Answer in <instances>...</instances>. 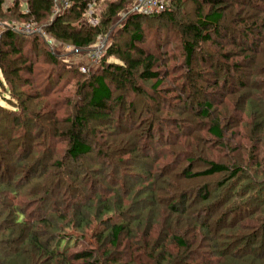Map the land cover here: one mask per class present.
Segmentation results:
<instances>
[{
    "label": "trees",
    "instance_id": "16d2710c",
    "mask_svg": "<svg viewBox=\"0 0 264 264\" xmlns=\"http://www.w3.org/2000/svg\"><path fill=\"white\" fill-rule=\"evenodd\" d=\"M95 1V15L99 19L97 27L82 23L87 6L93 0H69L70 7L57 15L53 22L46 23V32L58 42L70 44L78 50H89L100 35L108 34L110 38L112 32L121 36L126 33L129 43L121 48L117 46L118 42L110 38L105 53L96 65L100 69L91 71V67L89 72L83 73V80L77 83L75 95L78 99L65 98L63 102L57 98L53 102L47 100L46 115L41 114L44 106L37 114L29 113L32 107L30 100L33 98L19 92V87L33 86L36 97L46 98L52 94L53 89L48 87L40 91L36 84L42 73H35V63L29 61L21 45L16 44L18 37L34 38L43 44L44 39L21 35L10 29L0 34V70L16 101L13 102V110L0 105V146L4 152L0 160L5 164L3 167L6 171V175L0 174V217L4 215L8 225L5 228L7 233L0 228L3 233L0 256H4V259L0 258V264H8L10 261L18 264L27 255L23 246L21 249L17 246V242L31 247L36 257L49 259L48 262L60 260L63 264H70L71 259L92 260L93 252L88 251L67 256L68 239L63 237L66 234L60 230L59 224H66L69 220L65 227L76 228L82 233L90 223H104V218L112 214L120 217V221L111 222L110 232L105 238H108L115 250H122L119 259L126 256L129 260L138 258L142 261L139 264H243L240 259L243 257L247 259L244 264H264V218H259L260 222L255 227H237L236 230H241L242 235L221 237L215 235L209 226L208 217L199 221L196 216H190L188 209L192 202L206 204L212 201L210 213L213 209H219L222 217L219 225L228 229L235 226L236 219L242 221V214H249L245 219L251 220L254 218L250 214L258 208L264 211V154L257 152L258 145L263 143L264 147V64H260L257 70V79L262 76L261 79L252 85L243 84L236 75L239 73L241 78L245 67L255 68L258 64L257 57L264 46V41H260L264 36V0H169L164 12L153 16L129 14L114 30V20L132 7L136 0ZM188 1L195 9L194 19L179 24L177 19ZM5 2L0 0V22L4 24L21 21L39 24L43 20L47 21L54 9L53 0H30L27 13L20 0L13 1L8 8H5ZM145 20L155 21L165 29L164 32L166 29L172 31L177 28L181 35L185 53V73L182 75L184 83L174 85L172 81H167L173 87L171 91L175 94L173 99L177 105L171 106V100L166 99L162 95L164 92L160 91L168 78L166 72L162 71L164 64L161 58L137 47L146 39L141 24ZM159 30L162 31L160 27ZM37 40L33 42L35 52L39 47ZM47 56L48 63L55 67L52 75L57 70L61 71L58 75L62 77L64 68L59 63L61 55L50 52ZM112 57L117 62H108ZM200 65L204 69H200ZM78 67L81 71L79 64ZM25 71L34 79L24 80L21 75ZM222 71H226L227 75L221 76ZM44 82L50 87L54 83L52 76H46ZM229 85H237L238 89H228ZM145 86L151 88L152 94L145 90ZM252 88L254 91H251ZM130 91L133 96L150 98L153 95L155 100L164 99L162 102L169 106L166 110L157 102L153 124L145 130L144 137L139 136L143 138L142 144L153 146L163 143L173 156L172 162L161 167L155 177L151 167L155 159L148 152L138 149L139 146H134L133 150L125 154L121 148L123 143L120 144V138L117 139L118 135L124 133L122 126L126 120V108L118 114L116 107L125 103L126 94ZM67 105H70L71 113L61 119L58 112ZM163 113L166 116L160 119ZM186 116L191 121L188 126L183 123ZM42 117L48 120L47 130L43 128L40 133H35L34 120ZM174 122L179 124L180 129L165 136V127L168 128V124ZM64 124H69V127ZM131 125L133 128L132 122ZM91 126H94L93 134L99 140L104 141L101 139L103 136L113 137L115 147L111 149L106 140L105 148H99L96 152L86 135ZM156 126L159 128L155 129ZM155 130L159 134L157 140ZM179 134L184 139L183 144L175 141ZM228 134L241 141L245 138L251 143L257 142L258 145L253 144L248 149L251 152L246 163L243 161L244 154L242 159L238 154L235 157L225 155L221 159H213L215 149L221 152L220 147H224ZM57 141L66 144L64 152L58 150ZM194 143H201V148L195 150ZM240 147L238 152L247 151L244 145ZM198 149L199 152H195ZM180 150L185 153H180ZM59 152H63L61 158L57 155ZM94 153L101 160L115 155L117 160L115 162L113 159L114 164L109 172H105L102 163L94 164L92 168L86 165ZM122 153L124 157L128 155L138 158L142 163H133V158L129 161L120 159ZM197 155L199 157H195ZM16 156L22 157L21 160L16 161ZM153 157L156 158L155 155ZM183 161L186 166L179 170L177 166ZM131 163L138 167V181L125 185L123 179L128 176L124 170L118 171L117 166ZM82 168V173H79ZM51 171H57L58 174L54 176ZM175 172L186 182L201 178H214L221 182H217L213 188L203 185L195 189H183L176 181L178 176ZM166 176L170 181L164 180ZM118 178L122 181L115 196L110 192L114 189L113 185L119 182ZM30 179H38L37 183L42 181V185L35 184L32 187L29 195L38 198L35 200L38 206L42 204L46 207L44 213L38 210L36 215L30 214L33 220L26 218L21 203H15L10 198L11 195H20V185ZM47 179L51 181L46 184ZM99 183L106 184L109 190H100ZM160 184L162 187H159ZM63 189L73 195L65 198L61 195ZM165 192L171 194L165 197L158 195ZM120 193L125 197H120ZM191 196L195 200L190 203ZM225 196L227 198L223 199ZM49 198L58 201V206L52 207ZM126 199L133 201L129 208H125ZM157 205L163 207L167 217L161 230L154 234V225L159 223L155 215ZM210 213L207 212L208 216ZM179 226L184 229L179 231ZM197 231H201L199 235ZM186 235L189 236L187 239ZM231 236L234 240L227 242ZM169 241L177 248L176 256L168 252ZM125 242L126 245L122 247ZM3 246L7 248L5 253L1 250ZM260 246L263 247L262 251ZM115 254L105 253L104 256L109 259ZM119 259L112 263L118 264Z\"/></svg>",
    "mask_w": 264,
    "mask_h": 264
},
{
    "label": "rangeland",
    "instance_id": "374dc122",
    "mask_svg": "<svg viewBox=\"0 0 264 264\" xmlns=\"http://www.w3.org/2000/svg\"><path fill=\"white\" fill-rule=\"evenodd\" d=\"M13 0H6L5 2V8H8L11 4H12ZM101 3L105 2V0H100ZM22 6H24V8H27V4L22 2ZM194 7L191 5V3L186 2L185 8L183 9V12H181L179 14V17L177 19V22L180 24L182 21L187 20L190 21L191 19H194ZM249 14L251 13V11L248 12ZM56 16H54L52 14V16L46 21L43 20L41 23L37 24V23H32L31 21H21V22H17L20 24H29L34 26L35 28H37L39 30V33L37 34H33L32 36L34 37H39L42 39H44V44L40 41H38L37 39L34 38H21L18 37L16 38V44L17 46L21 45V49L23 50L24 54L27 56L29 61H32L33 63H35V73L38 74L39 72H41V78L37 80V86H39L40 91L45 90L46 88H50L52 91V94L49 97H36L35 95V90L33 89V86L27 85V86H20L19 87V92H21L22 94H28L30 95L31 99V106L29 108V113L31 115L33 114H37L40 112V109L42 108V106H44V109H42L41 114H45L47 112L45 105L46 103H48V101H56L61 100L62 102L64 101L63 99L65 98H71L72 99H78L75 95L76 93V89H77V83L81 82V80H83L82 76H83V72L81 74V71H79V67H78V62H79V58L75 57L72 53H75V48L73 46H71L70 44L67 43H63V42H58L57 40L53 39L46 31H47V22H53L55 20ZM124 20V19H123ZM3 22V21H2ZM0 22V34L6 30V29H10L8 26V24L6 23V26L4 23ZM122 14L119 15V17H117V19L114 20L112 26H113V30L115 29V27H117L119 25V23H122ZM12 24V23H11ZM143 29H144V33H145V41L137 44V47L142 50L143 52L146 53H151L156 55L157 57L161 58V62H163V66H162V71L166 72V75H168V78L166 80V85L160 88V91H163L164 93L162 94L166 99L171 100V106L173 105H177L176 101L173 99L175 97V94L172 93L171 90H173L172 85L168 84L167 81H172L174 83V85H182L184 83V80L182 79V75L185 73V66H184V62H185V58H184V50H183V45H182V39H181V35L179 33V31H177L175 28H173V32L170 30H167L164 32L165 29L161 28V26H159L155 21H151V20H145L142 23ZM128 26V25H127ZM126 26V27H127ZM162 29V31L159 30ZM11 30V29H10ZM44 32V36L43 33L41 31ZM112 30V31H113ZM35 31V30H33ZM111 31V32H112ZM124 36L119 35V33L117 34V32H112L110 35V38L112 40H114L115 42H118L117 46H120L121 48H124V46L126 44L129 43V36L124 33ZM101 36V35H100ZM108 36L104 35L103 37ZM44 37V38H43ZM109 38V39H110ZM34 40H37V45L38 50L35 52L33 50V42ZM46 40H51L53 41V45H57V49H55V51L53 52L52 49L50 48V46H48V44L46 43ZM98 40V38H97ZM96 40V42H97ZM260 41H264V36H262L260 38ZM264 43V42H263ZM96 45V43H95ZM93 45V46H95ZM90 47V48H93ZM89 48V49H90ZM229 48V46H228ZM230 49V48H229ZM233 49V48H232ZM85 50V49H83ZM81 51V50H80ZM50 52H53L55 54H68L66 56L61 55L59 63H60V67L64 68V72L62 77H59V73L61 71H57L52 75L53 69H55L54 66L50 65L49 59H48V54ZM260 55L257 57L258 60V64L255 65V68H251V67H245L243 69V74H241V78H239V73H236L237 78L239 79V81H241L243 84L248 83L249 85H252V83L254 84L255 81L261 79L262 76H260L257 79V70L259 68L260 64H264V46H263V50L260 51ZM67 62L64 63V62ZM84 62H86V60H84ZM108 62H117V59L112 57L108 59ZM98 66H96L95 68L92 67L91 71H96L99 70L100 68H97ZM200 69H204L202 68V66L200 65ZM87 73V72H86ZM52 76V79L54 81V83L52 84V86L50 87L48 84H46L44 82L45 77L46 76ZM227 75L226 71H222L221 72V76H225ZM262 75V73H261ZM24 80L25 79H34V76L29 75L28 73L23 72L22 75ZM264 79V78H263ZM17 82V81H16ZM235 84V82H233ZM57 84V85H56ZM203 84H201L202 86ZM16 86L18 87V84L16 83ZM228 89H238L237 85H229ZM10 88L7 84V82L5 81L1 70H0V105L6 107L9 110H13L11 109L14 105L13 102H16L13 99V94L10 93ZM145 90L149 93L152 94L151 88L149 86H145ZM263 89H261V92ZM251 91H254V88L251 89ZM17 93V92H16ZM32 95V96H31ZM25 98V97H24ZM23 98V99H24ZM36 100H35V99ZM57 98V99H56ZM195 99V98H194ZM48 100V101H47ZM164 100V99H163ZM161 99H154V96L152 95L150 98H146V97H142V96H138L135 95L133 96L132 92L130 91L128 94H126V98H125V103L121 104L119 107H116V111H118L120 113H122L123 108L125 109V113H124V118L126 119L125 122L123 123L122 129L123 132L122 134L118 135L117 139L120 138V144L123 143L121 146L122 152H127V151H131L134 149L135 147H138V149H141L142 152H148L150 154V156H152L151 158H154L155 160L153 161V164H151L152 167V175H154V177L157 175V173H159L158 171L160 170L161 167L166 166V164H170L173 160V156H171V151L170 149L168 150L167 146H165L163 143H161V145L159 144H154L149 145L147 143H143V138L140 139V137H144V133L145 130H147V128H150L151 125L153 124L152 119L154 117V114L156 113L155 110V106L157 104V102H159V104L161 105V107L164 109H168L169 106H167L165 104V102L163 103ZM133 105V106H132ZM71 107L70 105H67V107H64L62 110H60L58 112V116L63 119V117H65L69 112L71 113ZM46 115V114H45ZM44 115V116H45ZM166 114L163 113L160 117L163 118L165 117ZM34 120V119H32ZM131 122L134 124V127L132 128ZM169 122H173V121H169ZM151 123V124H150ZM185 126H188V123L191 124V121L189 120V117L186 116V118L184 119ZM182 123V124H183ZM196 123L199 125V121L197 120ZM34 124L35 125V133H40L42 130H44L46 128L47 130V124H48V120L45 117L40 118V120L35 119L34 120ZM150 124V125H149ZM183 124V125H184ZM64 126L69 127V124H64ZM44 128V129H43ZM159 127L156 126L155 129H158ZM187 129V127H184ZM244 128V127H243ZM93 129L94 126H91L90 129L87 130V140L94 145L95 151L97 152L99 150V148L104 149L105 147V141H109V146L112 149L113 147H115L116 143H113V137L111 138H107V137H102L101 139H104V141L99 140L100 138L97 137L95 134H93ZM167 129L169 132H167ZM180 129L179 124H175L174 123H169L168 124V128L167 126L165 127V131H164V135L168 136V133L170 132H176L177 130ZM185 129V130H186ZM103 130V129H100ZM149 131V130H148ZM103 132V131H99ZM245 132V131H244ZM132 135L136 138L137 141V145L135 142H133L135 139L130 138L132 137ZM149 135V134H148ZM158 131L155 130V138L156 140L158 139ZM163 135L164 140L166 139L165 136ZM140 136V137H139ZM170 138V137H169ZM168 138V139H169ZM134 139V140H133ZM139 139V142L138 140ZM96 140L98 141V143L96 142ZM155 140V142H156ZM244 139L237 138L236 136H234V138L232 137L231 134L226 135L225 137V141H224V147H220L221 148V152L219 153V151L216 150V152L213 154V159H221L222 157H224L225 155L230 156V157H235L237 154L238 156L241 158L242 154L243 155V161L246 163L247 162V157H249V151L248 149H251L250 146L254 145H258L256 141L254 142H250V141H244ZM167 141V140H166ZM177 142V144H183L184 139H182V135L179 134L175 140ZM230 142V143H229ZM63 143V144H62ZM57 148L59 151H65L66 149V144L64 142L61 141H57ZM119 145V143H117ZM203 144V143H202ZM142 145V148H141ZM195 147V150L197 148H201V143H194L193 144ZM204 145V144H203ZM208 145V144H207ZM244 145V148H246V150L248 151H237L238 148H241L240 146ZM259 146V149L257 150V152L261 155L264 154V147H263V143H261V146ZM1 148V146H0ZM185 148V147H183ZM187 148V147H186ZM199 149L195 152H199ZM104 151H108V150H104ZM194 151V150H193ZM63 152H59L57 153V155L60 156V158L62 157V153ZM185 153L184 151L180 150V153ZM3 148L0 149V157L1 155H3ZM123 154V153H122ZM127 154V153H125ZM123 154L120 159H132L133 157H129L128 155H126L124 157ZM153 155L156 156L153 157ZM115 156V155H114ZM112 156L106 160H101L100 158H98L97 154L94 153V155L88 160V162H86V165L90 168H92V166L94 164H104V168H105V172H109V170H111L112 166H113V159L116 162V158ZM195 157H199V155L195 156ZM17 160L19 161L21 160L22 157H18L16 156ZM59 157H56V159H58ZM242 159V158H241ZM112 160V162H111ZM134 162L135 161H140V163H142V160H138V158H133ZM183 160V159H182ZM181 160V161H182ZM129 161V160H128ZM180 162V161H179ZM249 163V162H248ZM14 164V163H12ZM250 164V163H249ZM5 164L1 163L0 160V174H5L6 175V171H4V166ZM119 166V165H118ZM117 166L118 171L124 170L128 176L127 179H123V184H127L129 185L130 183H134L138 181V167L137 165L133 166L132 163L131 165H127V164H123L120 165L119 167ZM186 166V162L183 161V163H180L177 167L179 170H181L182 168H184ZM85 167V166H84ZM251 167H254L253 164H251ZM51 170H53L54 168H49ZM83 168L80 169L79 173H82ZM117 171V172H118ZM104 172V173H105ZM52 174L57 175L58 172L57 171H51ZM103 173V174H104ZM173 173V172H172ZM248 174V173H247ZM175 175L178 176V178L176 179V181L178 182V184L183 187V189L185 188H192L195 189V187L197 186H206L209 185L211 188H213V185H215L217 182H221L220 180L214 179V178H201V179H197L195 181H191V182H186L183 181L182 176L179 175L178 172H175ZM3 176V175H1ZM136 177V178H135ZM135 178V179H134ZM164 180H169L168 177H164ZM119 182H116V185L114 186V189L111 190L110 193L114 194L116 196V190L120 188L121 186V181L122 179L118 178ZM101 178L98 179V182H100ZM175 180V179H174ZM38 179H30L28 182H23L20 186L22 189V192L20 193V195H18L17 197L11 195L10 198L12 201H14L15 203H21V205L24 207V214L26 216V218L33 220V218L30 216V214L36 215V213H38V210H42L44 213V210L46 209L45 205L43 206L42 204L40 206H38V203L35 202V200L37 201V199H34L32 196L29 195V192H31L32 187L35 184H40L42 185V181L38 182ZM51 181V179H47L46 180V184L49 183ZM170 181V180H169ZM104 183V182H103ZM95 183H93L94 185ZM100 184V183H99ZM146 183H144L145 185ZM99 187L100 190H109L108 186L106 184L102 185ZM139 185V184H138ZM137 185V186H138ZM140 186H138L139 188ZM159 187H162L161 184ZM164 187V186H163ZM95 189H98L97 187ZM167 189V188H166ZM165 189V191H166ZM172 189V188H171ZM64 190V189H63ZM61 195L64 196L65 198L67 197H71V195H73L72 193H70L67 189L63 191ZM82 190V189H81ZM122 190V189H121ZM170 191V189H169ZM123 192V191H122ZM91 193V192H90ZM214 193V192H213ZM212 193V194H213ZM86 194L88 195L89 192H86ZM171 193H159L158 195L160 197H165L167 195H169ZM121 195H123V193H120L119 196L121 197ZM75 196V195H74ZM107 196V195H106ZM125 197V195H123ZM111 197V196H109ZM76 198V196H75ZM227 198L226 196L223 197V199ZM130 199V198H129ZM195 199L193 198V196H191L190 198V203L191 201H194ZM49 201L51 202V204L54 206H58V201H56L53 198H49ZM126 206L125 208H129L131 207L130 205L132 204L131 201H127L126 199ZM209 202V201H208ZM2 205V200L0 199V208ZM213 205L212 201L210 203H200V202H196L192 204H189V214L190 216H196V218L199 219V221H203L205 220V218H209V226L211 227V229L215 232V235H221V237L227 235L230 236L231 234H239L242 235L241 230L238 232V230H236L237 227L244 226V228H250L251 227H255L256 224H258V220H260L259 218H264V211L262 208H258L255 212L251 213L250 216L251 220H247L245 219V217H249V214L241 215V219L242 221H239L238 219H236L235 222V226L231 229L222 227L219 225L222 217H221V212L219 209H213L210 213V206ZM21 206V207H22ZM39 208V209H38ZM60 209V208H58ZM131 209V208H130ZM129 209V210H130ZM62 210V209H61ZM156 218L159 220V223L154 225V229H153V233L155 234L156 232H158V230L160 231L161 228L163 227L164 221L167 217V214L165 213V211L163 210V207L161 206H156ZM209 211V213L211 214L210 216H208L209 214H207V212ZM59 216L62 214H58ZM119 215V214H118ZM107 218H111L109 220H107ZM107 220V221H106ZM68 222H66V224H69V220H67ZM118 221H120V217L115 216V214L110 215L109 217H105L104 218V223H102L101 221L99 222H94V223H90L85 229L84 232L82 231V233L79 230H76V228H66V224L65 223H60V230H64L66 235H63L64 238L68 239V253L67 256L68 257H72L73 255L77 254V253H81L83 251L85 252H93V259L91 260H87V261H74L73 259H71L69 262L70 264H113V260H118L119 259V255L121 254L122 250H118V249H114L108 238H105L107 236V234H109L110 230H109V226L111 224V222L113 223H118ZM58 222V221H57ZM7 225V219L6 217L3 215L2 217H0V228H3L4 233H7V231L5 232V228ZM258 226V225H257ZM65 227V228H64ZM179 231L184 229L182 226L178 227ZM201 231H197L196 233L199 235ZM3 233L0 232V239L3 238V236H1ZM260 236V235H259ZM189 236L186 235L185 239H187ZM125 240V238H124ZM232 240H234V238L231 236L230 239H228L227 242H231ZM124 242V241H123ZM127 242V241H126ZM126 242L122 245V247H124L126 245ZM66 243H64L65 245ZM66 245V246H67ZM17 246L21 249V246H23L22 248L25 249L27 255H25L24 258H21L18 261V264H63L62 261L59 260V262H48L49 259H40L39 257H36L35 255V251H33L31 249V247H27L22 245V243L17 242ZM264 247V246H263ZM262 246H260V249L263 248ZM238 247H235V249H237ZM2 252H4V250H7L6 247H2L1 248ZM66 250V252H67ZM168 252H170L171 254H173L174 256L177 255V248L175 247L174 244L171 243V241H169L168 243ZM263 249H261L262 251ZM13 251V250H12ZM15 251V250H14ZM117 252V253H116ZM105 253H109V254H115L112 258L107 259L104 254ZM8 254V253H6ZM243 256V255H242ZM4 256H0V258H2ZM217 258V257H216ZM214 258V260L216 259ZM4 259V258H2ZM240 259L242 260L243 264L244 262L246 263L247 259L240 257ZM1 260V259H0ZM22 260V261H21ZM25 260V261H24ZM41 260V261H40ZM119 263L118 264H139L142 261L138 258H133L131 260H129V257H123L119 259ZM4 261V260H3ZM3 261H1L3 263ZM40 261V263H39ZM13 262V263H12ZM8 264H16L15 261H10L7 262ZM4 264H6L4 262ZM150 264V263H149Z\"/></svg>",
    "mask_w": 264,
    "mask_h": 264
},
{
    "label": "built area",
    "instance_id": "2783aa9c",
    "mask_svg": "<svg viewBox=\"0 0 264 264\" xmlns=\"http://www.w3.org/2000/svg\"><path fill=\"white\" fill-rule=\"evenodd\" d=\"M15 1V0H13ZM12 1V3H13ZM23 3L28 4L30 0H20ZM54 2V9L53 15L57 17V15H61L66 9L70 7L69 0H53ZM169 0H136L134 5L130 7L127 11L122 13V19H124L129 14H137L142 16H153L164 12L168 6ZM96 1L89 3L87 6V10L84 13V17L82 19V23L97 27L99 25V19L96 17ZM27 13V8L25 9ZM6 25V24H5ZM9 25V26H8ZM11 30L14 32L21 34V35H29L32 36L33 34L39 33V30L32 25L29 24H20L17 22H13L12 24H8ZM35 30V31H33ZM41 31V30H40ZM44 36V32L41 31ZM44 38V37H43ZM46 43L52 51L54 52L57 49V45H53V41L46 40ZM109 43V36H99L96 42V45L89 50H75V53H72L75 57L79 58L78 64L80 65L81 71L83 73L89 72L91 67H94L99 64L105 50L107 49ZM66 56L68 54H60ZM80 60H86L81 64Z\"/></svg>",
    "mask_w": 264,
    "mask_h": 264
},
{
    "label": "crops",
    "instance_id": "0c3cea01",
    "mask_svg": "<svg viewBox=\"0 0 264 264\" xmlns=\"http://www.w3.org/2000/svg\"><path fill=\"white\" fill-rule=\"evenodd\" d=\"M80 61H81V64H84V63H83V62H84L83 60H80Z\"/></svg>",
    "mask_w": 264,
    "mask_h": 264
}]
</instances>
